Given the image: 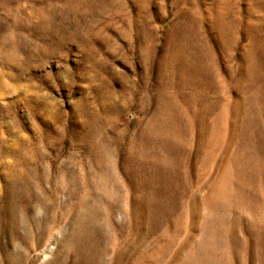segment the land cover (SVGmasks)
Returning <instances> with one entry per match:
<instances>
[{
	"label": "rangeland",
	"instance_id": "374dc122",
	"mask_svg": "<svg viewBox=\"0 0 264 264\" xmlns=\"http://www.w3.org/2000/svg\"><path fill=\"white\" fill-rule=\"evenodd\" d=\"M0 264H264V0H0Z\"/></svg>",
	"mask_w": 264,
	"mask_h": 264
}]
</instances>
